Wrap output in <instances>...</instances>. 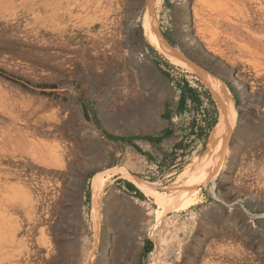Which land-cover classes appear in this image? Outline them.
<instances>
[{
    "label": "rangeland",
    "instance_id": "obj_1",
    "mask_svg": "<svg viewBox=\"0 0 264 264\" xmlns=\"http://www.w3.org/2000/svg\"><path fill=\"white\" fill-rule=\"evenodd\" d=\"M161 1L0 0V264H105L117 234L129 264H264V0ZM150 6L189 68L151 45ZM194 69L231 94V155L198 205L157 224L122 172L170 194L209 153L220 107Z\"/></svg>",
    "mask_w": 264,
    "mask_h": 264
},
{
    "label": "bare ground",
    "instance_id": "obj_2",
    "mask_svg": "<svg viewBox=\"0 0 264 264\" xmlns=\"http://www.w3.org/2000/svg\"><path fill=\"white\" fill-rule=\"evenodd\" d=\"M155 2L158 3L159 5V3L162 1L155 0ZM149 10H150L149 14L145 15V19H144V31L151 45L156 50L161 52L164 56H166L173 63L183 65L189 68L191 64L187 60H185L182 56H180L177 52H175L172 48H170L169 45L165 42V40L162 38L156 27L155 20L153 18L152 7ZM194 72H196L202 77L203 80L202 82H204L206 86L211 90V92L214 95V98L216 99L220 107L221 115H220L219 123L216 126L210 141L209 153H207L204 159L199 160L196 163H193L192 166L187 167V169L180 174L178 179L174 182V186L171 188L170 194H163L159 190H157L154 187V185L145 182L139 178H136L133 175L129 174L128 172L125 171L122 172L123 179L134 184L137 187V189L140 190L146 197L153 200L154 205H156L157 207V209L153 210L157 224H159L162 221V219H164L163 217H165L166 215L187 211L191 207L198 205L199 203L198 195L200 192V187H207L209 184H212L213 187H215V181L219 177L221 170L225 168L229 155H231L230 154L231 150L229 148V142H230L229 140L238 121L237 110L235 108L231 94L227 89V87L215 77L213 78L212 75H211L212 77L208 75H201V73L196 69H194ZM91 188H92V198H93L92 219L93 222L95 223L96 241H97L101 228L100 226L101 208H102V201L105 191L104 190L105 177L103 176V174H97L93 177L91 182ZM114 213L116 214V210L114 211ZM112 216L115 219L110 218L111 223L113 222L115 224L116 220L119 219H117V217H115L114 214L111 215V217ZM120 223L122 224V222ZM126 234L127 235L125 237H122V240L126 239L128 241L133 235L131 236V233L129 232ZM118 237H120V235ZM118 237L116 239L118 241L121 240V238L119 239ZM161 243L169 247L168 242L164 237L161 238ZM163 264H169V263L164 262Z\"/></svg>",
    "mask_w": 264,
    "mask_h": 264
},
{
    "label": "flooded vegetation",
    "instance_id": "obj_3",
    "mask_svg": "<svg viewBox=\"0 0 264 264\" xmlns=\"http://www.w3.org/2000/svg\"><path fill=\"white\" fill-rule=\"evenodd\" d=\"M118 236L120 235V234H117ZM116 238H114V237H112V241H111V243H113V251H111V253L109 254V257H108V259H107V261H106V263L105 264H129V263H127V261H128V254H129V252H130V250H129V248H130V246L129 245H124V244H121V245H119L121 242L120 241H118L117 239L115 240ZM115 242V243H114ZM123 242V241H122ZM125 247V248H124ZM119 248V249H118ZM121 248V249H120ZM124 248V249H123ZM120 251H118V250ZM126 250V251H125ZM121 251H122V253H121ZM123 252L125 253V256L123 257V258H120V256H123L122 254H123ZM117 254H118V256H117ZM117 257V258H116ZM116 258V259H115ZM118 259H120V260H118ZM96 264H98V261H97V263Z\"/></svg>",
    "mask_w": 264,
    "mask_h": 264
},
{
    "label": "trees",
    "instance_id": "obj_4",
    "mask_svg": "<svg viewBox=\"0 0 264 264\" xmlns=\"http://www.w3.org/2000/svg\"><path fill=\"white\" fill-rule=\"evenodd\" d=\"M231 90L234 92V89L233 88H231ZM185 105H186V93H183V95L181 96V100H180V110L184 109ZM171 134H172V131H170V130L166 132V136H169ZM110 138H112L114 140L127 141L129 144L133 145L139 151H141V149H139V147H137V145L134 144V141L136 139H142L143 137H134V138H130V139H123V138H116V137L110 136ZM146 139L148 141H151V142H158V141H160V139H158V138H152V137H146ZM125 184H126L127 188L131 192H135L138 197H142L141 193L136 189V187L132 183H130L128 181H125Z\"/></svg>",
    "mask_w": 264,
    "mask_h": 264
},
{
    "label": "water",
    "instance_id": "obj_5",
    "mask_svg": "<svg viewBox=\"0 0 264 264\" xmlns=\"http://www.w3.org/2000/svg\"><path fill=\"white\" fill-rule=\"evenodd\" d=\"M169 45V44H168ZM169 47L170 48H172L170 45H169ZM173 49V48H172ZM174 50V49H173ZM175 51V50H174ZM176 52V51H175ZM179 54V53H178ZM180 55V54H179ZM180 56H182V55H180ZM183 57V56H182ZM185 58V57H184ZM187 59V58H186ZM204 71V70H203ZM204 72H206V71H204ZM206 73H208V72H206ZM209 74V73H208ZM211 75V74H210ZM213 76V75H212ZM213 77H215V76H213ZM216 79H218L219 81H221L219 78H217V77H215ZM221 82H223V81H221Z\"/></svg>",
    "mask_w": 264,
    "mask_h": 264
}]
</instances>
